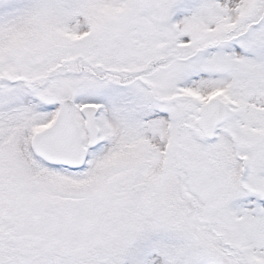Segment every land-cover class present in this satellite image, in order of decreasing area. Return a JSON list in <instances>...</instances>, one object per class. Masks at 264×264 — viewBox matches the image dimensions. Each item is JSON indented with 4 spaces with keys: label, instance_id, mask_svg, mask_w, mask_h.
Returning a JSON list of instances; mask_svg holds the SVG:
<instances>
[{
    "label": "snow or ice",
    "instance_id": "6c2138e0",
    "mask_svg": "<svg viewBox=\"0 0 264 264\" xmlns=\"http://www.w3.org/2000/svg\"><path fill=\"white\" fill-rule=\"evenodd\" d=\"M0 264H264V0H0Z\"/></svg>",
    "mask_w": 264,
    "mask_h": 264
}]
</instances>
